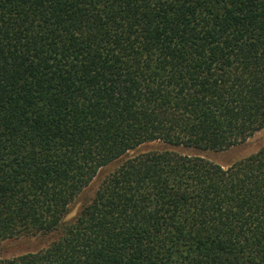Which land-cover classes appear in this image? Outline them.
Instances as JSON below:
<instances>
[{"label":"trees","instance_id":"1","mask_svg":"<svg viewBox=\"0 0 264 264\" xmlns=\"http://www.w3.org/2000/svg\"><path fill=\"white\" fill-rule=\"evenodd\" d=\"M261 125L264 0H0V264H264Z\"/></svg>","mask_w":264,"mask_h":264},{"label":"rangeland","instance_id":"2","mask_svg":"<svg viewBox=\"0 0 264 264\" xmlns=\"http://www.w3.org/2000/svg\"><path fill=\"white\" fill-rule=\"evenodd\" d=\"M264 145V129L257 133L252 138L248 139L246 142L237 145L233 148H230L225 151L213 152V151H199L194 149H183L175 148L177 151L185 154H196L206 158H209L215 161L218 164L223 165L224 167L233 163L234 161L243 158L250 153L259 149ZM168 145H165L160 142H151L145 144L131 152L130 155L136 154L138 152L147 151V150H157V149H170ZM102 177L100 173L92 183L84 190V192L76 199L74 203L71 204L69 213L66 219L73 217L79 209L89 200L95 191L98 182ZM54 234H39L35 236H20L16 238H10L7 240L0 241V258H11L18 255H22L28 252H35L40 249L45 248L51 240L54 238Z\"/></svg>","mask_w":264,"mask_h":264},{"label":"snow or ice","instance_id":"3","mask_svg":"<svg viewBox=\"0 0 264 264\" xmlns=\"http://www.w3.org/2000/svg\"><path fill=\"white\" fill-rule=\"evenodd\" d=\"M85 6H87V5H85ZM261 128H264V125H261L260 126ZM256 130H259V129H256ZM212 150H215V149H212ZM201 159H203V158H201ZM242 179V178H241Z\"/></svg>","mask_w":264,"mask_h":264}]
</instances>
